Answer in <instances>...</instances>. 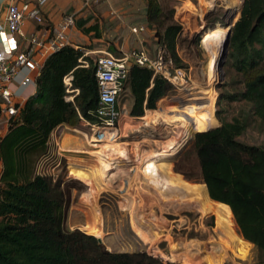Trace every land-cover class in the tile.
<instances>
[{"label": "rangeland", "instance_id": "obj_1", "mask_svg": "<svg viewBox=\"0 0 264 264\" xmlns=\"http://www.w3.org/2000/svg\"><path fill=\"white\" fill-rule=\"evenodd\" d=\"M241 1H170L175 7L174 20L186 39L179 48L186 60L179 66L187 72L185 80L173 85L155 112L147 111L139 118L129 115L132 101L124 89L119 98L123 118L115 140L92 142L90 137L98 133L84 122L74 128L64 125L55 132L49 150L33 156L37 172L74 186L67 227L95 235L112 251L141 250L181 264H258L255 246L243 240L233 218L223 221L215 213L216 205L209 208L204 184L176 171L185 161L195 169L193 136L203 130L196 127L214 128L220 124L217 110L222 118L231 120L243 107L225 99L217 105L221 93L240 89L232 83L235 75L227 66L218 83L221 51L217 43L221 32L227 35L229 26L238 19ZM84 2L80 0L79 6ZM125 4L135 9V15L119 10ZM142 11L141 0H90L75 18L93 17L100 40L77 31L71 42L84 47L95 59L110 52L109 47L115 49L113 42H120L126 29L143 26L142 38L153 56L157 48L153 29L145 24ZM136 45L129 40L130 48ZM240 140L264 147V129L251 123ZM211 215L213 227L206 225ZM138 228L144 233L136 234ZM191 233L197 237L187 238Z\"/></svg>", "mask_w": 264, "mask_h": 264}, {"label": "trees", "instance_id": "obj_2", "mask_svg": "<svg viewBox=\"0 0 264 264\" xmlns=\"http://www.w3.org/2000/svg\"><path fill=\"white\" fill-rule=\"evenodd\" d=\"M141 1L143 20L153 29L156 52H168L175 66H183L178 50L186 39L174 20L175 7L169 4L173 0ZM92 20L91 16L77 19L76 28L99 38L98 22L89 24ZM225 38L222 31L217 43L220 51ZM109 51L118 52L112 47ZM225 66L232 69V83L240 89L221 93L217 105L225 99L243 107L231 120L222 118L217 110L220 124L214 128L196 127L203 130L193 136L195 169L185 161L176 171L204 184L209 208L216 205L215 213L223 221L233 218L243 240L255 246L257 263L263 264L264 147L248 144L240 136L251 123L264 129V0H244L231 27ZM95 74V59L81 47L65 45L51 53L36 77V92L0 136V264H181L141 250H108L95 235L70 229L66 217L73 184L35 168L33 156L49 150L56 128H74L82 120L101 124ZM67 76H71V92L64 82ZM124 89L132 100L129 115L139 118L145 110L156 109L173 85L152 70L132 64ZM70 95L72 100L67 99ZM206 225L213 227V215ZM195 237L193 233L187 236Z\"/></svg>", "mask_w": 264, "mask_h": 264}, {"label": "built area", "instance_id": "obj_3", "mask_svg": "<svg viewBox=\"0 0 264 264\" xmlns=\"http://www.w3.org/2000/svg\"><path fill=\"white\" fill-rule=\"evenodd\" d=\"M48 0L16 1L12 0L6 9L5 27L11 35H23V27L27 22L35 24L34 31L25 37L21 48L13 51L0 52V118L6 122L16 119L22 106L14 100L11 88L17 71L25 68L30 72L39 74L45 59L56 50L65 45H72L71 34L76 29L75 13L62 17L57 25H52L44 15V7ZM4 26H0V31ZM130 31L139 34L144 31L143 26L131 27ZM86 54V53H85ZM96 80L99 90L97 116L101 124L88 125L94 134L90 137L92 142L115 140L121 128L123 118L119 98L124 90V83L132 64L146 67L154 74L161 75L172 85L185 80L187 72L183 67L174 65L170 54L159 49L151 56L149 50L142 44L138 48L120 49L117 53L107 52L95 58ZM71 76L64 79L66 89H70ZM30 81L24 77L22 84ZM72 100L73 96L67 97ZM133 117V116H132Z\"/></svg>", "mask_w": 264, "mask_h": 264}, {"label": "crops", "instance_id": "obj_4", "mask_svg": "<svg viewBox=\"0 0 264 264\" xmlns=\"http://www.w3.org/2000/svg\"><path fill=\"white\" fill-rule=\"evenodd\" d=\"M12 0H0V26H4V30L0 31V52H8V51H13L16 47L21 48V46L23 45L22 41L24 40L25 37H29V35L34 31L35 27H37L35 24L31 23V22H27L24 27H23V35H11L6 27H5V14H6V9L8 4L11 2ZM16 1H36V0H16ZM90 0H85L84 4L79 6V2L80 0H48L46 6L44 7V15L47 18V21L52 24V25H57L61 19H62V15L65 12H72V13H76L78 12L83 6L88 5ZM128 4H125L124 6L120 7V11H125L129 12L132 16L135 15V9L132 8L131 6H127ZM128 10V11H127ZM143 12V11H142ZM143 14V13H142ZM93 21H91L89 24H91ZM99 28V26H98ZM79 31L81 36H84L82 34V32H80V30H78L77 28L72 32L71 34V40L74 38L75 33ZM145 32V27H144V31L140 32L139 34H135L132 33L129 30L126 29V31L124 33H122V40L119 42L118 40L113 42V45L116 49V51H119L120 49H130L129 47V40L132 41V43L137 44L136 48L140 47V45L142 44L143 46H146V43L144 41V39L142 38V33ZM90 34H93V32H91ZM100 40V37L98 38H93V40ZM73 46L75 47H81L77 44L72 43ZM203 46V45H202ZM113 47V46H111ZM82 49H85L84 47H81ZM180 50H178V54L183 62H186L185 58L182 57L181 52H179ZM86 53V52H85ZM37 73L34 72H30L25 68H21L17 71L11 88L14 92L13 98L14 100H16L18 103H20L21 105H23L25 103V101L31 97L35 92H36V77H37ZM28 76L30 78V81L28 83H26L25 85H23L21 82L24 79V77ZM131 100V98H130ZM132 101V100H131ZM132 105V102L130 103V106ZM147 111H152V110H145V112ZM153 112H155L153 110ZM59 128V127H58ZM56 128L50 137V141L49 144L51 143L52 138H54L55 136V132L57 131ZM7 130V122L1 118L0 119V136L3 135ZM57 143V142H56ZM60 149L67 151V148H61ZM2 170V163L0 161V173ZM145 172V170H144ZM146 173V172H145ZM147 176H149L146 173ZM152 184L155 185V182H153V180L151 179V177L149 176ZM161 186V184H160ZM160 188V187H159ZM136 234H143L144 231L140 230L139 228L136 229Z\"/></svg>", "mask_w": 264, "mask_h": 264}, {"label": "water", "instance_id": "obj_5", "mask_svg": "<svg viewBox=\"0 0 264 264\" xmlns=\"http://www.w3.org/2000/svg\"><path fill=\"white\" fill-rule=\"evenodd\" d=\"M243 2H244V0L241 1V7L243 5ZM212 27H214V26H212ZM231 27H232V25L229 26V28H228L227 35H226L225 41L223 43V47H222L221 52H220L219 57H218V62H217L218 83H220V81L224 78L223 67L225 65L226 58L228 55V47H229V41H230ZM206 29H209V28H206ZM206 29H203V30L205 31ZM100 241H101V239H100Z\"/></svg>", "mask_w": 264, "mask_h": 264}, {"label": "bare ground", "instance_id": "obj_6", "mask_svg": "<svg viewBox=\"0 0 264 264\" xmlns=\"http://www.w3.org/2000/svg\"><path fill=\"white\" fill-rule=\"evenodd\" d=\"M201 103V102H200ZM202 104V103H201ZM196 105V104H195ZM174 110V109H173ZM197 112V111H196ZM197 114V113H196ZM113 166V165H112Z\"/></svg>", "mask_w": 264, "mask_h": 264}]
</instances>
